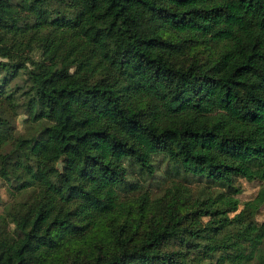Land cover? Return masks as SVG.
<instances>
[{
    "label": "trees",
    "instance_id": "16d2710c",
    "mask_svg": "<svg viewBox=\"0 0 264 264\" xmlns=\"http://www.w3.org/2000/svg\"><path fill=\"white\" fill-rule=\"evenodd\" d=\"M0 178V264H264V0H0Z\"/></svg>",
    "mask_w": 264,
    "mask_h": 264
},
{
    "label": "rangeland",
    "instance_id": "374dc122",
    "mask_svg": "<svg viewBox=\"0 0 264 264\" xmlns=\"http://www.w3.org/2000/svg\"><path fill=\"white\" fill-rule=\"evenodd\" d=\"M24 115L21 114L18 118H17V121H18V125L19 127H21V117H23ZM54 163L56 165H59L60 163V160L59 159H56L54 161ZM240 183H241V187H242V191L238 194V197L240 198V201L243 202L245 199L253 196L257 189L259 188V181L257 180H246L244 178H240ZM0 193H1V196L3 199H6L7 198V193H6V190H5V184L3 182V180L0 178ZM0 207H1V204H0ZM257 220L258 221H263L264 220V203L261 205L260 209H259V212L257 213V216H256Z\"/></svg>",
    "mask_w": 264,
    "mask_h": 264
}]
</instances>
